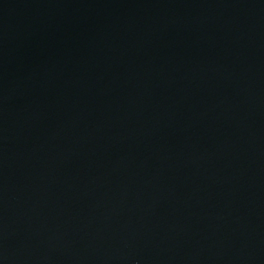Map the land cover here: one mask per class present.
I'll return each mask as SVG.
<instances>
[{
  "label": "water",
  "instance_id": "95a60500",
  "mask_svg": "<svg viewBox=\"0 0 264 264\" xmlns=\"http://www.w3.org/2000/svg\"><path fill=\"white\" fill-rule=\"evenodd\" d=\"M0 264H264V0H0Z\"/></svg>",
  "mask_w": 264,
  "mask_h": 264
}]
</instances>
